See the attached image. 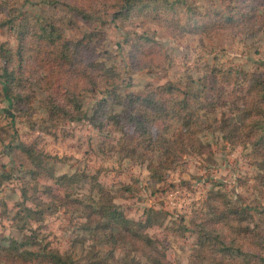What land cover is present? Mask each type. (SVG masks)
I'll use <instances>...</instances> for the list:
<instances>
[{
    "label": "rangeland",
    "instance_id": "rangeland-1",
    "mask_svg": "<svg viewBox=\"0 0 264 264\" xmlns=\"http://www.w3.org/2000/svg\"><path fill=\"white\" fill-rule=\"evenodd\" d=\"M7 1L21 13L71 22L76 32L64 24L66 39H74L79 33L96 34L100 59L120 77L119 83L109 89L119 94H138L148 85H183L188 77L198 79L213 68L264 74V33L252 39H210L186 30L171 31L167 22L150 10L112 21L111 10L95 6L94 0L86 4V8L91 4L96 7L94 16L85 21L71 12L68 0H54L53 4L48 0H0V19L1 11L9 9L3 8ZM192 1L202 7H224L221 0ZM144 32L154 35L164 47L165 58L148 67H133L131 44L136 33ZM0 44L16 47L10 28H0ZM1 63L0 59V67ZM244 89V84L225 87L223 92L237 97L226 98L227 107L201 106L195 120L197 144L179 150L174 162L167 163L170 168L165 171L164 181L158 183L150 178V163L139 158L133 148L120 145L130 139L129 128L112 127L108 135H102L88 121L69 122L58 115L52 118L41 102L51 95L60 97L59 89L37 91L28 113L20 114L14 107L9 108L0 84V249L11 239L20 241L27 235L37 243L36 247L57 250L75 263L119 264L125 252L106 241L103 221L87 219L68 201L71 196L91 203L92 198H98L95 187L102 188L126 218H143L147 234L172 264L190 263L200 249V237L206 233L203 226L210 220L223 219L226 202L250 208L252 218L240 215L243 227L264 228V184L259 168L263 161L253 157L248 145L224 139L214 122L225 115L239 117L238 97L245 94ZM105 95L104 88L86 94L84 111L91 115L95 103ZM110 110L119 112V102ZM28 148L42 157L43 170L29 156ZM60 176H69L73 182L72 186L71 181L64 183L69 187L66 192L51 179ZM212 189L221 190L226 198L211 199ZM236 244L244 251L262 255L255 245L240 241ZM130 257L137 264H149L141 252H131ZM43 261L35 264H45ZM194 263L199 261L194 259Z\"/></svg>",
    "mask_w": 264,
    "mask_h": 264
},
{
    "label": "trees",
    "instance_id": "trees-1",
    "mask_svg": "<svg viewBox=\"0 0 264 264\" xmlns=\"http://www.w3.org/2000/svg\"><path fill=\"white\" fill-rule=\"evenodd\" d=\"M89 1L68 0L67 6L83 21L94 16L95 6L111 10L112 21L150 10L155 17L164 19L171 31L186 30L210 39L229 36L252 39L264 33V0H221L223 9L202 7L192 0H94L95 6L91 4L86 8ZM48 2L53 4L54 0ZM6 6L9 9L1 11L0 28H10L17 43L14 49L0 44V84L10 109L14 107L18 113L27 114L37 98V91L59 89L62 92L60 97L51 95L41 102L52 118L58 115L69 122L88 121L102 135H108L112 127L129 128L132 130L130 139L123 140L120 145L133 148L140 154L139 158L148 161L150 178L161 183L165 171L170 168L167 163L174 162L175 154L197 144L195 120L201 106L227 107L225 99L237 97L223 92L225 87L244 84L245 94L238 97L241 103L236 109L239 117L234 119L225 115L214 122L224 139L248 145L253 157L263 161L259 168L260 180L264 184V74L213 68L198 79L188 77L183 85H148L138 94H119L115 89H109L119 83L120 77L100 59V42L96 34L79 33L74 39H66L62 27L67 24L75 31L71 22L47 15L21 13L11 1L4 2L3 8ZM134 37L130 50L133 67H148L165 58L164 47L154 35L144 32L136 33ZM103 88L106 89L105 97L95 103L93 113L89 115L83 109L86 94ZM118 102L121 110H110ZM27 153L38 163V169L43 170L42 157L34 155L30 148ZM51 179L65 192L69 187L64 183L71 181V186L73 184L69 176ZM94 190H97L98 198H92L91 203L85 204L71 196L68 201L87 219L103 221L101 228L106 241L125 252L119 264H137L130 257L131 252H141L149 264H172L160 251L155 239L147 234L143 218L139 221L126 218L108 200L102 188L95 187ZM210 192L211 199L226 198L221 190L212 189ZM225 209L223 219L210 220L203 226L206 233L200 237V249L189 264H196L194 259L199 264H264V228L257 225L243 227L240 219L241 214L252 218L250 208L226 202ZM228 237H231L230 242H227ZM237 241L257 246L262 255L244 251ZM35 244L27 235L20 241L11 239L0 249V264H35L43 260L45 264H79L57 250L36 247Z\"/></svg>",
    "mask_w": 264,
    "mask_h": 264
}]
</instances>
